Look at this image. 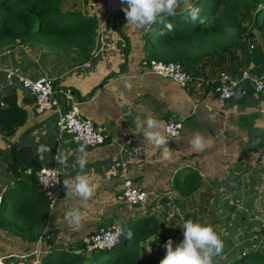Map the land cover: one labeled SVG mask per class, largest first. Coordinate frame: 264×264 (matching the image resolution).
<instances>
[{
    "label": "crops",
    "instance_id": "crops-1",
    "mask_svg": "<svg viewBox=\"0 0 264 264\" xmlns=\"http://www.w3.org/2000/svg\"><path fill=\"white\" fill-rule=\"evenodd\" d=\"M86 12L97 24L87 55L79 50L45 52L26 47L0 54V96L14 90L27 112L24 125L12 138L0 131V258L14 262L23 257L27 264H41L51 252L79 254L84 240L99 229L118 226L128 235L150 218L164 245L171 239L173 247L183 240L186 221L210 225L223 242L212 264H228L246 251L264 252V98L254 93L249 82L240 81L233 98L220 108L215 91L221 74L240 78L248 71L260 77L264 43L255 41L244 52L234 48L220 66L217 57L202 61L195 67L193 82L182 88L141 66L147 59L144 36L149 27L136 28L127 23L125 14L112 20L115 16L105 15L104 0H87ZM10 70L74 91L80 116L104 129L106 142L89 148L61 136L51 114L34 113L33 98L16 78H8ZM189 115L194 119L186 124ZM148 117L159 122L151 131L163 135L167 122L183 120L180 135L168 137L169 159L163 158V147L144 136ZM137 119L143 123L137 125ZM196 134L204 138L202 151L190 144ZM19 146L30 147L42 167L57 165L64 192L56 205H48L42 229L23 231L36 234L35 241L14 234L16 226L6 223L2 211L15 199L11 195L15 182L7 166ZM81 146L85 153L78 151ZM78 157L87 161L83 169ZM77 175L87 178L93 190L90 198L76 193ZM127 179L148 193L146 205L118 202ZM70 210H79V222L66 218ZM140 246L144 257L165 255V248H159L153 237Z\"/></svg>",
    "mask_w": 264,
    "mask_h": 264
},
{
    "label": "trees",
    "instance_id": "trees-1",
    "mask_svg": "<svg viewBox=\"0 0 264 264\" xmlns=\"http://www.w3.org/2000/svg\"><path fill=\"white\" fill-rule=\"evenodd\" d=\"M86 4L87 0H0V54L26 47L45 52L79 50L87 55L97 24L86 12ZM190 5L199 8L195 20L189 15ZM144 38L147 59L179 62L193 78L196 65L204 60L217 57L220 66L226 62L224 55H233L234 48L244 52L255 41L264 43V0H178L175 14L159 17ZM26 118L14 90L0 96V131L5 137L12 138ZM16 146L14 143L12 149ZM42 166L27 146H19L7 166L15 182L12 189L25 193L26 199H14L3 207L4 219L16 226L14 234L31 241L37 235L23 231L42 229L48 218L49 202L36 188L35 173ZM141 223L129 231L130 237L121 230L120 241L110 252H87L84 245L79 254L70 250L46 254L41 264H159L165 255L144 257L140 244L153 237L163 248L164 238L157 235L153 219ZM228 264H264V252H242L239 259Z\"/></svg>",
    "mask_w": 264,
    "mask_h": 264
},
{
    "label": "built area",
    "instance_id": "built-area-1",
    "mask_svg": "<svg viewBox=\"0 0 264 264\" xmlns=\"http://www.w3.org/2000/svg\"><path fill=\"white\" fill-rule=\"evenodd\" d=\"M126 7L127 5L121 3V0H104V12L107 17L124 14L122 9ZM141 66L148 72L168 79L182 88L193 82V78L183 70L179 62L164 63L154 59H144L141 61ZM7 76L8 78H16L21 88L33 98L34 113L36 115L51 114L59 134L69 136L71 143L94 148L106 142L107 134L104 129L80 116L78 112L79 100L71 89H57L48 79L31 80L21 76L15 70L8 71ZM240 81L249 82L254 93L264 98V73L260 77H253L248 71H243L239 79H232L227 74H221L215 89L220 108L225 107L226 103L233 98ZM169 128L172 129V132L168 131ZM182 129L183 120L169 121L163 128L164 134L172 139L177 138ZM35 177L37 190L44 193L49 202V207L52 208L64 194L59 168L57 165L42 167L35 173ZM117 200L135 207H142L147 204L148 193L134 186L127 179L117 196ZM262 234L264 237V225ZM120 237L121 228L118 226L101 228L90 238L84 240V245L87 252L111 251L119 243ZM7 258L9 257L0 258V264H25L23 257L14 262H7Z\"/></svg>",
    "mask_w": 264,
    "mask_h": 264
},
{
    "label": "clouds",
    "instance_id": "clouds-1",
    "mask_svg": "<svg viewBox=\"0 0 264 264\" xmlns=\"http://www.w3.org/2000/svg\"><path fill=\"white\" fill-rule=\"evenodd\" d=\"M121 3L127 5L126 8L122 9L127 23H131L136 28L144 29L156 23L161 16L174 15L178 0H121ZM198 14L199 8L190 5L189 15L191 19H197ZM167 27L171 29L172 26L169 24ZM136 123L139 125L143 121L137 119ZM146 125L143 133L146 139L158 148L163 147L162 156L164 159H169L171 152L167 147L168 137L160 131H151V129L159 127V122L153 117H148ZM168 131L172 132V129L169 128ZM190 144L197 151H202L205 147L204 138L199 134L191 138ZM38 151L42 153L45 148L41 146ZM78 151L85 153L84 146H81ZM55 158L59 159L60 157L58 155ZM77 162L81 169L87 163L85 159L79 157ZM65 185L67 186V183ZM75 191L84 199L90 198L93 194L87 178L81 175H77L75 178ZM69 217L71 218L70 222H79L81 218L79 210L68 211L66 218ZM128 235L130 237L131 233ZM164 248L165 256L159 261V264H212V257L222 251L223 242L210 225L202 226L188 220L183 224V240L173 247V241L168 239Z\"/></svg>",
    "mask_w": 264,
    "mask_h": 264
},
{
    "label": "rangeland",
    "instance_id": "rangeland-1",
    "mask_svg": "<svg viewBox=\"0 0 264 264\" xmlns=\"http://www.w3.org/2000/svg\"><path fill=\"white\" fill-rule=\"evenodd\" d=\"M12 196H14L13 198H15V199H21L22 198V200L23 199H26V197L25 196H23L19 191H15L13 194H11ZM11 204L9 203V202H7L6 203V206H10ZM153 259H155V257H153ZM24 262H25V264H27L26 263V261L24 260Z\"/></svg>",
    "mask_w": 264,
    "mask_h": 264
},
{
    "label": "water",
    "instance_id": "water-1",
    "mask_svg": "<svg viewBox=\"0 0 264 264\" xmlns=\"http://www.w3.org/2000/svg\"><path fill=\"white\" fill-rule=\"evenodd\" d=\"M193 119H194V115H189L188 117H186V119H184V122L186 124H190V122H192Z\"/></svg>",
    "mask_w": 264,
    "mask_h": 264
}]
</instances>
